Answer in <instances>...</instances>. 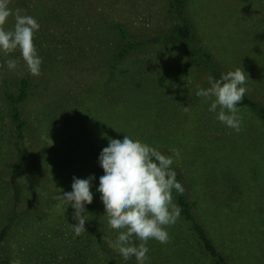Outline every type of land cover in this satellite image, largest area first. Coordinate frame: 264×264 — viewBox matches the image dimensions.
I'll return each mask as SVG.
<instances>
[{
	"label": "rangeland",
	"instance_id": "rangeland-1",
	"mask_svg": "<svg viewBox=\"0 0 264 264\" xmlns=\"http://www.w3.org/2000/svg\"><path fill=\"white\" fill-rule=\"evenodd\" d=\"M9 7L23 10L40 24L35 45L43 61L41 75H31L22 59L14 71L0 69V118L3 91L9 86L16 90L22 78L29 77V95L21 107L30 121L26 142L30 168L37 162L30 197L38 190L31 183L45 187L44 191L48 188L56 198L72 191L73 177L94 176L91 191L93 202H98L99 178L104 174L99 164L102 149L110 138L138 135L159 151L172 153L177 165L201 164L206 174L198 168L188 173L195 191L207 190L211 181L221 187L219 194L227 205L230 202L227 208L217 209L228 215L211 225L218 244L225 245L230 264H264V123L238 106L243 121L236 132L209 111L210 100L196 97L197 86L207 83L209 76L219 79L240 67L249 77L245 96L264 105V0H187L185 14L194 26L195 42L212 52L216 65L212 69L196 66L174 44L154 42L127 53L112 70L124 43L115 24L132 39L155 38L178 22L172 0H11ZM13 25L10 17L5 27ZM19 57L18 51L11 54ZM7 58L0 53V62ZM5 120V124L0 120V132L4 125L9 134L10 121ZM214 164L228 167L243 189L231 196L229 175L217 172ZM0 192L5 190L1 187ZM58 204L59 200L49 207L54 215L42 224L43 229L30 227L26 241L40 249L49 264L70 263L71 259L64 261V254L73 246L69 236L75 234L72 224L77 223L72 218L75 209ZM85 209L89 219L98 206L85 204ZM101 215L97 214L103 227L88 220L83 234L108 229L105 237L113 247L119 233L109 229L108 218ZM184 233L169 230L166 244L149 240L148 254L159 264H214L208 256H196L201 246L192 248L179 240L188 236ZM10 246L17 255L12 264H27L18 257L19 243L13 239ZM91 247V251L97 248ZM87 262L98 263L95 255Z\"/></svg>",
	"mask_w": 264,
	"mask_h": 264
},
{
	"label": "trees",
	"instance_id": "trees-1",
	"mask_svg": "<svg viewBox=\"0 0 264 264\" xmlns=\"http://www.w3.org/2000/svg\"><path fill=\"white\" fill-rule=\"evenodd\" d=\"M187 0H172V6L175 8V12L178 15V22L174 26L160 34L155 38L137 40L132 39L127 30L120 24H115V27L119 31L121 38L124 40L120 53L115 56L112 64V70L116 67V64L127 53L134 50H141L142 47H147L158 43L162 44H174L177 48H180L189 57V59L199 67L212 69L216 65L212 60V52L208 51L206 46L195 42L197 39L194 26L189 18L185 14V4ZM214 75V74H213ZM215 76V75H214ZM29 77L22 78L18 88L15 90L11 86L7 87L3 91L4 96V112L1 113L0 120L4 122L8 117L10 121V127H8L10 133L7 134L3 128L0 132V188L5 190V193L0 192V264H12L17 255H14L15 249L10 246L11 240L15 239L18 243V257L27 264H40L46 261V256L40 255V249L33 248L27 243L30 240V227H39L43 229L45 223H48V218L52 217L54 213L49 210L51 204L56 199L50 194L47 188L44 191L43 186L31 183L35 186L33 190H37L35 195L30 197V180L37 175V162L30 168V149L27 142V135L29 133L30 121L24 116L21 105L25 102L29 95ZM210 85L204 83L202 88H208ZM197 97V95H196ZM198 98V97H197ZM245 107L258 116L264 123V105L244 96L242 102L238 105ZM12 132V134H11ZM3 134V135H2ZM12 137H9L11 136ZM43 149H41L42 152ZM85 152V148L82 149ZM76 154V152H73ZM162 154L172 157L173 161L175 156L170 152L161 151ZM200 165L195 163H184L183 166L177 165L175 161L171 166L176 172V179L184 188L183 194L173 192L174 202L177 203L182 209L179 219L172 226L167 228V231H175L178 235H184V230L188 236L184 238L179 236V240L185 242V246L192 248L201 246L198 251V258L208 256L211 258L214 264H230L229 255L227 254L225 245L218 244L216 238L218 235L213 234L212 223L216 222L218 217L228 215L227 213H220L217 209L227 208V202L222 199L219 194L221 187L218 184L207 182L208 189L201 193L195 191L193 185L190 183L188 173H191V169L198 168L200 174H206L200 170ZM214 168H217V172L222 171L225 175H229V185L231 190L228 189L231 196L243 189L241 182L235 177L232 171L227 172L228 167H219L214 164ZM252 173V172H251ZM250 173V174H251ZM215 182L220 183L218 180ZM217 192L219 196L214 193ZM233 192V193H232ZM226 195V194H225ZM229 194L226 196L228 197ZM101 194L98 196V202L95 200L93 205L98 206V209L93 211L88 219L93 225L98 228L103 227L99 222L97 214H102L100 217L103 219L107 217L105 215V208L101 200ZM232 198V197H231ZM228 199V198H227ZM237 204V202H235ZM234 203V205H236ZM226 204V205H225ZM242 210L245 212L246 207ZM208 217H216L214 220H209ZM222 223V221H219ZM90 228V226H87ZM92 228V227H91ZM247 227H243L240 230L245 233ZM111 229V228H109ZM113 230V229H112ZM117 231V230H114ZM233 237H235V228L231 230ZM238 230H236L237 232ZM39 232V231H38ZM18 234V236L15 235ZM109 234L108 229L99 228L95 229L85 235L69 236L70 241L73 243L71 249H65L64 261L67 264H87L88 259L92 256H96L97 264H138L135 257H132L128 261H124L119 253L110 245L109 240L106 239L105 234ZM15 235V236H14ZM54 234L53 237H55ZM224 236V235H223ZM246 237V236H245ZM45 241V239H43ZM27 241V242H26ZM190 242V243H189ZM139 243V242H137ZM91 244H95L96 250L91 251ZM148 245V244H147ZM30 251L33 250L34 255H28V247ZM173 247H178L172 245ZM171 246H168L170 248ZM19 248H22L19 249ZM149 248V246H148ZM96 254H95V253ZM31 253V252H30ZM33 254V253H32ZM49 254V253H48ZM148 260L146 264H159V261L152 258V254H147ZM30 256V259H29ZM73 258V259H72Z\"/></svg>",
	"mask_w": 264,
	"mask_h": 264
},
{
	"label": "clouds",
	"instance_id": "clouds-1",
	"mask_svg": "<svg viewBox=\"0 0 264 264\" xmlns=\"http://www.w3.org/2000/svg\"><path fill=\"white\" fill-rule=\"evenodd\" d=\"M10 2L0 0V53L9 57L0 62V69L14 71L22 59L29 73L39 76L43 61L35 39L40 24L36 18L22 14L21 9L13 11ZM10 17H14V25L8 29L5 26ZM17 51L19 59L11 58ZM248 79L244 69L238 67L221 74L219 79L209 76L210 86H197L196 95L211 101L209 111L216 113L218 121L239 132L243 117L238 105L247 92ZM183 110L187 113L189 107ZM173 162L172 157L162 154L138 135L126 134L123 140L110 138L108 146L100 153L99 164L104 174L99 178L97 191L101 194L109 227L119 233L113 247L124 261L135 257L138 264H143L148 260L149 240L161 244L169 241L167 228L176 223L182 211L174 202L173 192H184L171 167ZM94 179V176L87 179L73 177L72 191L57 197V207L70 205L75 209L72 218L77 223L72 227L76 236L87 231L85 204L93 203Z\"/></svg>",
	"mask_w": 264,
	"mask_h": 264
}]
</instances>
